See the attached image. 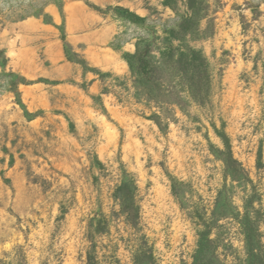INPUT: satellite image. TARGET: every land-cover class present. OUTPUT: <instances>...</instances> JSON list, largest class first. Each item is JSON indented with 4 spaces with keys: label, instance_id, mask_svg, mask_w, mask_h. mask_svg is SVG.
<instances>
[{
    "label": "rangeland",
    "instance_id": "rangeland-1",
    "mask_svg": "<svg viewBox=\"0 0 264 264\" xmlns=\"http://www.w3.org/2000/svg\"><path fill=\"white\" fill-rule=\"evenodd\" d=\"M0 264H264V0H0Z\"/></svg>",
    "mask_w": 264,
    "mask_h": 264
},
{
    "label": "bare ground",
    "instance_id": "bare-ground-1",
    "mask_svg": "<svg viewBox=\"0 0 264 264\" xmlns=\"http://www.w3.org/2000/svg\"><path fill=\"white\" fill-rule=\"evenodd\" d=\"M11 54V53H10ZM112 55H113V53H112ZM106 133V132H105ZM107 134V133H106ZM113 134V133H112ZM108 135V134H107Z\"/></svg>",
    "mask_w": 264,
    "mask_h": 264
}]
</instances>
